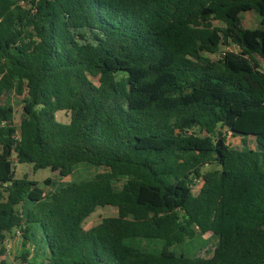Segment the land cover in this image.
I'll return each instance as SVG.
<instances>
[{
    "label": "trees",
    "instance_id": "trees-1",
    "mask_svg": "<svg viewBox=\"0 0 264 264\" xmlns=\"http://www.w3.org/2000/svg\"><path fill=\"white\" fill-rule=\"evenodd\" d=\"M254 55L264 0H0V256L20 235L22 264H264ZM82 164L103 171L63 181ZM104 207L117 215L86 230ZM208 233L210 257L172 250Z\"/></svg>",
    "mask_w": 264,
    "mask_h": 264
},
{
    "label": "rangeland",
    "instance_id": "rangeland-1",
    "mask_svg": "<svg viewBox=\"0 0 264 264\" xmlns=\"http://www.w3.org/2000/svg\"><path fill=\"white\" fill-rule=\"evenodd\" d=\"M259 25V19L255 13L249 12L242 15V26L244 28H256ZM234 47L222 46L220 48V56L225 52L234 50ZM219 55L214 56L218 58ZM258 60L260 66L264 69V60L258 55H254ZM6 100V96L2 98V102ZM12 104L15 110V123L19 124L21 122L23 114V97L12 96ZM58 119L66 122L68 117L64 113L58 114ZM230 136L229 133H227ZM248 144L250 148H256V141L253 137H249ZM227 143L230 144L234 149H241L242 138L230 136L227 138ZM206 170H210V167L207 166ZM103 171L102 169L98 170L97 167L89 166L86 164L80 165L76 173L73 176L63 179V181H85L92 179L97 172ZM25 175L29 176L31 180L37 181L40 185L43 181L50 177L52 180L61 182V179L58 178V174L53 172L50 168L41 169L36 172L33 171V166L30 164H18L16 167V178H23ZM117 215V209L114 207H104L98 208L85 222V229L88 230L102 222L104 218L114 217ZM12 238L7 239L6 244V253L3 256H0V262H7L9 264H22L20 260H17L16 257L20 256V250H22V237L20 235L11 236ZM13 239H16V244L13 242ZM18 243V244H17ZM160 245V244H158ZM216 246V240L212 237L210 233L202 236L196 237L191 241L190 244H181L176 245L172 248L177 254H185L192 256L196 253L200 257H210Z\"/></svg>",
    "mask_w": 264,
    "mask_h": 264
},
{
    "label": "crops",
    "instance_id": "crops-1",
    "mask_svg": "<svg viewBox=\"0 0 264 264\" xmlns=\"http://www.w3.org/2000/svg\"><path fill=\"white\" fill-rule=\"evenodd\" d=\"M8 238H12V237L10 236V237H8ZM8 238H7V239H8ZM6 242H7V240H6ZM6 242H5V248H6V244H7ZM13 242L16 244V242H17L16 239H15V240L13 239ZM17 244H18V243H17ZM20 253H21V250H20ZM19 255H20V254H19Z\"/></svg>",
    "mask_w": 264,
    "mask_h": 264
},
{
    "label": "built area",
    "instance_id": "built-area-1",
    "mask_svg": "<svg viewBox=\"0 0 264 264\" xmlns=\"http://www.w3.org/2000/svg\"><path fill=\"white\" fill-rule=\"evenodd\" d=\"M230 136H232V134H230ZM230 136H229V137H230Z\"/></svg>",
    "mask_w": 264,
    "mask_h": 264
}]
</instances>
